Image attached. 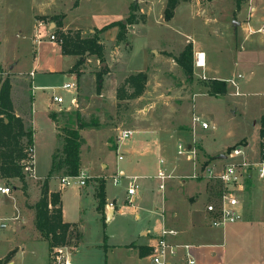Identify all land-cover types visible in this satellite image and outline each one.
Returning a JSON list of instances; mask_svg holds the SVG:
<instances>
[{
    "label": "rangeland",
    "instance_id": "1",
    "mask_svg": "<svg viewBox=\"0 0 264 264\" xmlns=\"http://www.w3.org/2000/svg\"><path fill=\"white\" fill-rule=\"evenodd\" d=\"M31 1L22 0L25 10L28 11L32 6ZM69 1L65 0V9H68ZM128 1L131 0H85L79 9L69 12L65 23L72 28L98 26L103 16L126 11ZM233 1H182L174 17L166 20L167 0H139L131 3H136L138 9L134 14V23L128 25V33L123 41L107 37L105 32L97 29L104 47V57L85 56L86 62L81 66L80 74L79 109L87 121L97 120L110 138L106 132L96 129L86 130L83 134L82 170L90 176L87 185L72 183L62 187V176H56L50 182L53 190L61 192L65 219L79 223L83 233L76 247L74 245L79 240L76 233L69 238L67 249L72 264H149V256L143 257L138 251L141 245H152V240H155L142 234L143 230L152 233V229L157 227L155 231L161 234L164 227L161 213L154 209L155 205L161 207L162 201L160 180L156 178L159 170L163 169L183 182L197 180L188 177L195 171L194 162L179 153V143L186 148L194 137L198 141L202 139L210 153L205 149L203 152L207 155L200 151L199 164L206 162L210 156L213 160L211 165L217 163L218 167H222L227 160L220 158V153L228 154L246 140L244 153L232 160L238 163L259 160L260 119L264 113V48L259 49L258 54L249 55L248 66L236 65L240 63L241 55L231 51L229 46L235 41L236 48L242 49L243 37L242 33H238V38L234 40L235 21H248L250 11L249 0H244L240 8L236 6V0ZM1 3L0 0L1 26L8 28L16 55L9 58L4 68L1 66L0 87L6 79H9L11 85L13 81L17 94L15 102L25 107L30 105V97L34 95L36 177L26 174L25 179L21 180L2 177L0 174V186L6 185L11 189L8 195L0 193V225H6L0 228V264H11V261L12 264H51L49 242L39 237L35 226V208L42 197V184L51 170L53 156L59 146L58 129L48 112L51 109L72 108L77 104V89L63 87L66 83L77 82L76 74L69 75L68 72L75 58L63 56L49 43L47 37L43 44H33L28 36L32 29L31 23L25 19L26 16L21 24H12V20L7 17L6 6ZM259 3L264 8V0ZM60 16H53L52 19ZM60 32L68 33L70 30ZM96 32L82 35L89 37ZM55 34L57 43L62 44L58 33ZM194 39L201 42V49L208 56V78H203V72L196 65ZM190 48L193 49L192 73L186 72L177 61L181 53ZM144 56L147 58L146 65ZM143 66L147 74L145 91L131 99L116 98V90L124 85L126 78L137 73ZM30 70L35 72L34 76L29 73ZM100 72L103 76L98 80ZM240 72L244 77L237 78L240 94H236V88L227 80L237 77ZM32 76L34 86L31 84ZM218 77L226 81L225 95H215L213 98L197 95L199 92L211 94L212 79ZM19 80H25L22 83L24 87L17 82ZM54 95L62 96L64 102L53 101ZM206 107L210 111L203 119L207 120L210 127L203 129L199 126L193 134L191 117ZM154 121L189 131L184 135L170 134L167 140L171 152L159 153L155 149L144 152L140 159L148 161L151 169L141 173L135 167L131 142H154V133L142 134L135 130L148 127ZM124 129H133L134 134L127 140L117 141ZM109 141L117 142V146H111ZM198 141L195 144L197 148L200 145ZM145 146H141V152L146 149ZM120 156L123 158L120 159ZM161 157L165 160L163 164L159 162ZM168 159L176 167L174 172H171V167H166ZM122 171L127 176L138 177L139 187L133 203L128 200L129 179L123 177L118 184L114 182V176ZM102 177L105 179L107 201L123 210L122 213L117 210L114 217L97 209L98 202L92 182L97 184L96 181ZM253 182L254 179L247 182L245 191L239 192L242 203L247 205L248 210H254L249 218L245 215L242 221L219 227H208L204 223L203 226L207 228L202 231L199 241H193L205 245L200 249L201 255L197 256L198 264H264V206L256 212L260 208L258 199L248 203L249 191L254 189ZM214 189L217 187L206 189L205 198L202 197L198 203L203 206L202 209ZM177 205L181 206V203ZM180 208L176 213L173 204H165L164 211L166 228L177 231V234L184 231L183 220L186 218ZM137 213L140 215L138 218ZM184 254L185 249L179 247L176 258L182 259Z\"/></svg>",
    "mask_w": 264,
    "mask_h": 264
},
{
    "label": "crops",
    "instance_id": "2",
    "mask_svg": "<svg viewBox=\"0 0 264 264\" xmlns=\"http://www.w3.org/2000/svg\"><path fill=\"white\" fill-rule=\"evenodd\" d=\"M1 1H2V3H1L2 6H6L7 17L12 20L11 21L12 24H14V25L21 24V20H23V18L26 16L25 19L26 20L28 19V21L31 23L30 27H32V29H31L30 34H28V36L31 38L33 44H37V45L43 44L42 42L44 40H46L47 38H49V43L54 45V48L57 49V51H60V53H62L63 56H71V57L75 58L73 60L74 61L73 65H74L78 59V56L64 54L62 52L61 44H58L57 42L52 41L50 39L51 33H53V32L57 33L56 28H58L57 22H55L52 19V17L56 16V15H61L59 17V20H58V21L61 20V22H62L61 26L59 27L60 30H70V32L76 31V32L81 33V36L84 37V35H82V33L87 34L88 32H95L97 29H102L104 26H106L112 22L125 21V18L129 14V8L131 6V3L137 2L139 0L128 1L129 5L127 2L126 11H123V13H119V14L103 16L102 22L99 23L98 26H96V25L89 26L90 28L80 27V26L72 28V27H69V25H67L65 23V21L67 20V16H68L69 12L79 9L80 4H82V2L85 0H70L69 3L67 4L68 9H65L66 8L65 7V5H66L65 0H32L31 1L32 6L28 9V11L24 9V6L22 5V3H23L22 0H21V3H20V0H1ZM261 1L262 0H249L248 2H249L250 13H249L248 21H243V20L237 21L236 20L237 24L234 26L236 38L234 40H236L238 38L237 37L238 33H242L241 36L243 37V38H241L242 49L236 48L235 41H234V44L230 43V46H229L231 51H233L237 54L240 53V55H241L240 56L241 61H240V63L237 62L236 65L239 64V65H243V66H248V64L250 63V61H248L249 55L250 54H258L260 52L259 49L264 48V8L259 3ZM5 3H7V5H5ZM233 3H234V1H233ZM234 8H235V3H234ZM234 12H235V9H234ZM7 30H8V28H6L5 26H1V22H0V64L3 68L6 65L9 58H11V56L15 57V55H16V53L13 52L14 49L11 46L13 38L7 32ZM105 33H106L107 37H110L112 39H114V37L117 38L118 27H113V28L109 29L108 31H106ZM194 40H195V46H194L195 52L196 53H204V55H205V67L203 69H202V67H199L198 69H200L201 72H203V74L206 76V78H208L206 75V72L209 70L208 56H207L206 52L204 51V49H201V42L198 41L197 39H194ZM11 50H12V53H11ZM143 60H144L145 65H146L147 58L145 56L143 57ZM254 63L256 64V62H254ZM13 65L14 64H12L10 66V70L13 68ZM73 65L69 68V71H68L69 75L74 74L73 72H71V68L73 67ZM144 68L145 67L143 66V67H141V69H138L137 71L138 72L144 71ZM210 70H212L211 67H210ZM32 71L33 70H30L29 73H31ZM11 73H14V72H11ZM34 74H35V72H34ZM75 74L78 78L77 82H76L77 104L72 108L51 109L48 112L49 116H50V113L52 111L71 112V111H75V110H80V112L82 113V110L79 109V105H80V101H79V99H80V97H79L80 96V94H79L80 76L77 75V73H75ZM238 74H242V73L240 72ZM242 75L244 77V74H242ZM33 76H32V83L31 84L34 86ZM216 79L223 80V78H221V77L220 78L218 77ZM24 81L25 80H19L17 82H19L21 87H24L22 85V83ZM26 88L27 89L29 88V87H27V83H26ZM11 92H12L11 95L13 98L15 114L17 116H21L26 122H31L33 124V128H34V120H35V112H34L35 98H34V95L32 96V109H33V111H32V114L29 115L27 113L28 108L25 107V105L15 102V97L17 96V94H16L15 83L13 81H12ZM116 94H117V90H116ZM197 95H204V96L211 97V98L216 97L215 95L208 94V93L204 94L201 92L197 93ZM116 98H117V95H116ZM195 107L197 110L198 107L196 104H195ZM199 110L201 113L199 111H197V112H199V115H201L202 117L206 116L210 111L207 109V107L205 109L201 108ZM197 112H195V113H197ZM153 123L154 124H151L148 127H143V128H139V129H135V130L140 131L142 134H146V133L153 134L154 133V135H156V139L154 140V142H152L151 144L145 143L144 141L138 142V140L135 142H131V152H132L133 159L135 161V167L141 173L147 172L151 169L148 161H144V160L140 159L142 156H144V152H146L147 150H153V149H155L159 153L164 152V151L171 152L170 151V149H171L170 143H168V140H167L168 137L170 136V134L172 135L175 133V134L184 135L187 131H189L187 129L182 130V131L178 130L177 128H174L172 124L166 125L162 122L158 123V121H154ZM56 127H57V125H56ZM93 129L104 131V129H102V128H100V129L99 128H87V129L82 131V136L86 130H93ZM34 132H35V130H34ZM104 132H106V131H104ZM34 135H35V133H34ZM108 138H110L109 134H108ZM244 141H245L244 145H246L247 141L246 140H244ZM198 142H200V146L202 147L201 152H203V150L205 149V151L207 153H210L208 151L207 147L203 144L202 139L199 140ZM109 143L111 146H117V142L115 143V142L109 141ZM143 145H146L145 146L146 149H144V151L141 152V146H143ZM198 153H199V151H198ZM205 155H207V154H205ZM81 156H82V152H81ZM222 156H224L223 152L220 153L219 157L222 158ZM213 158H215V157H213ZM161 159H163V158L161 157L160 160ZM167 161L169 163L166 164L167 165L166 167H171L172 168L171 172H174L176 167L173 166L172 160L168 159ZM211 161H213V160H210V162ZM210 162H208V163H210ZM122 172L125 174L124 171H122ZM125 176H127V175H125ZM51 181H52V179L50 180V182ZM253 183H255L253 185L254 187H252L254 189L249 191L250 193L248 195V203L255 202V200L257 198L259 203H260V208H258V210H256V212H258L264 206V181H261V180L254 178ZM92 184L95 186V191H96L95 181H94V183L92 182ZM86 185H87V183H86ZM49 186H50V183H49ZM207 188H209V187L207 185V182L204 180V178H203V180H201L199 178L197 180H191L189 182H183V181L179 180L178 178H174V176H173L172 178L167 180L166 190L164 192L162 191L161 207L157 206V205L154 206V209L158 210L159 213H161V215H162L163 225H164L163 228L166 227V221L164 219L165 218V213H164L165 204H168V205L173 204L174 210L176 213H178L177 212L178 207L179 208L181 207L180 208L181 211H183L185 213V216H186L185 220H183V227H182L184 229V231H181L180 234L170 236L169 239H170V241H174L175 243H178V244H190L191 247L189 249V252H190L191 256L196 260V264H198L197 256L201 255L200 249L204 248L205 245H202L199 242L194 243L193 241H199V237L201 236L202 231L207 228V227L203 226L204 223L206 225H208V227H212L210 225V223L208 222V220L206 219V216H205L206 201L204 203L203 209H202L203 206L198 205L201 198L202 197L205 198L204 194H205V191ZM50 192H60V191H55L50 186ZM166 195H167V197H166ZM178 202L181 203V206L177 205ZM110 203L111 202L107 201L105 211H104V213L109 214V217H114V214H115V212H117V210L119 213L123 212L122 208L117 209L115 204H114L115 207H112L110 205ZM243 205H244V217H243V219H245V215L247 216V218H249V215H251L254 210L252 208L250 210H248V208L246 207L247 205L245 203ZM62 209H63V201H62ZM134 210H137V209L135 208ZM200 210H202V212ZM139 216L140 215L137 213L136 217L138 218ZM0 219H2V218H0ZM63 219L65 222H69L65 219L64 209H63ZM72 223H74V222H72ZM181 226H182V223H181ZM80 229H81V227H80ZM156 229H158V228L156 227ZM156 229L153 228L152 233L150 230H143L142 234L147 235V236H151L153 239H156V237H158L160 235V233L158 231L157 232L155 231ZM183 240H185V241H183ZM154 241L155 240H152L151 244L154 243ZM150 252H151V245L150 244L141 245L140 249L138 251V253L143 257H145V256L148 257ZM186 253H187V250L185 249V254H184L183 258L182 259L175 258V259L180 264H187V254ZM148 260H149V258H148ZM10 263L12 264V261ZM199 264H201V263H199ZM202 264H205V263H202Z\"/></svg>",
    "mask_w": 264,
    "mask_h": 264
},
{
    "label": "trees",
    "instance_id": "3",
    "mask_svg": "<svg viewBox=\"0 0 264 264\" xmlns=\"http://www.w3.org/2000/svg\"><path fill=\"white\" fill-rule=\"evenodd\" d=\"M187 0H167L165 8V19L171 20L177 6ZM244 0H236V6L240 8ZM138 6L133 3L130 6V12L127 17V22L116 21L112 22L99 32H106L113 27H118L117 39L123 41L128 33V25L134 23V14ZM54 18L57 22L58 28L56 32L59 39L62 40V52L64 54L78 56L77 61L71 68V72L77 73L80 76L82 73L81 66L86 62V54L97 55L100 59L104 57V47L99 40V35L96 32L89 37H82L79 32H60L61 20ZM193 49L183 51L179 58L178 63L185 69L186 72L192 73L193 71ZM1 70V64H0ZM101 72L98 74V80L102 79ZM147 74L144 71L137 72L129 75L123 86L117 90V98L119 100L131 99L139 97L146 89ZM226 81L212 79L210 84V91L212 95L223 96L227 93ZM12 85L9 79L4 80L0 87V174L6 178H19L25 179V165L30 157V148L34 147V128L31 122H26L21 116H17L14 112V105L11 98ZM128 89H131L129 92ZM129 92V93H128ZM27 113L32 114V97H30V105L27 107ZM51 118L56 123L58 128L59 146L53 156L51 170L48 176L44 179L42 184V197L36 204L35 226L40 238L49 242L50 254L55 247L69 246L70 236L74 232L76 237L79 238L76 247L82 239V231L78 223L65 222L63 219L62 199L60 192H50V180L56 176H76L80 173L82 168V131L87 128H100L97 120L87 121L80 110L71 112L52 111ZM63 123V124H62ZM260 136L261 145L264 144V113L260 119ZM245 142V141H244ZM244 144V143H241ZM236 147V146H235ZM199 158L202 147L199 145ZM212 160L209 159L203 164H208ZM203 180V177L200 178ZM208 187L214 186L210 180L204 179ZM251 181L250 179L247 181ZM219 191L220 185H216ZM248 188V186H247ZM95 197L98 202L97 209L100 212L105 211L107 204L106 197V184L105 179H98L96 184ZM73 247V248H74Z\"/></svg>",
    "mask_w": 264,
    "mask_h": 264
},
{
    "label": "built area",
    "instance_id": "4",
    "mask_svg": "<svg viewBox=\"0 0 264 264\" xmlns=\"http://www.w3.org/2000/svg\"><path fill=\"white\" fill-rule=\"evenodd\" d=\"M42 23V22H41ZM40 23V24H41ZM50 39L57 42V36L55 33H51ZM201 54L197 53L196 65L198 67H205V55L204 61L201 59ZM34 75V72H31ZM242 74H238L237 77L228 79L236 88V94H240L239 83L237 78H242ZM203 78H206L204 75ZM66 89L76 88V83H66L63 85ZM53 100L58 103H63L64 98L62 96L54 95ZM77 103V98H75ZM208 129L210 127L207 120L197 113H194L191 117V130L194 134L197 127ZM134 134L133 129L121 130L118 141H124L130 138ZM196 137L193 142L184 148L182 143L178 144L179 153L185 154L188 160L194 162L195 171L192 175H188L190 178L199 179L204 178L210 180L211 183L216 186L220 185L219 191H213L205 205V216L212 227L225 226L229 223H236L241 221L244 217V205L239 197V192L245 191L247 181L250 179H258L264 181V144L261 145V155L256 162H235L232 159L236 156L244 153V144L237 145L228 154H225L224 158L227 160L222 167L216 165L199 164V153L198 148L195 146L197 143ZM123 157L120 156V159ZM34 147L30 148V157L26 161L25 172L30 177H36L35 174V162H34ZM164 160L161 159L160 163ZM197 169H200L197 171ZM122 177L129 179V185L127 188L128 200L130 203L135 202V198L138 191V177L136 176H125L123 172L117 173L114 176V182L118 184ZM160 180V189L164 192L167 186V180L172 178V174H167L163 169H160L157 176ZM90 176L81 169L80 173L76 176H63L61 177V186L66 187L72 183L84 186ZM10 187L6 185L0 186V193L4 195L10 194ZM110 205L114 206L111 202ZM164 211V210H163ZM177 231L163 228L161 234L155 239L151 245V252L149 254V264H180L175 258L177 257V250L182 247L187 250V264H196V260L191 256L189 249L190 244H176L170 241V236L176 235ZM68 246L55 247L51 252V264H72L70 255L67 249Z\"/></svg>",
    "mask_w": 264,
    "mask_h": 264
},
{
    "label": "water",
    "instance_id": "5",
    "mask_svg": "<svg viewBox=\"0 0 264 264\" xmlns=\"http://www.w3.org/2000/svg\"><path fill=\"white\" fill-rule=\"evenodd\" d=\"M235 23L237 24V21H235ZM226 157V155H224V156H222V158L224 159ZM1 227H6V225L4 224V225H0V228Z\"/></svg>",
    "mask_w": 264,
    "mask_h": 264
},
{
    "label": "bare ground",
    "instance_id": "6",
    "mask_svg": "<svg viewBox=\"0 0 264 264\" xmlns=\"http://www.w3.org/2000/svg\"><path fill=\"white\" fill-rule=\"evenodd\" d=\"M201 59H202V61H204V55L203 54H201Z\"/></svg>",
    "mask_w": 264,
    "mask_h": 264
}]
</instances>
